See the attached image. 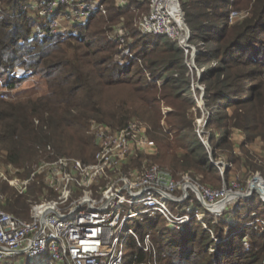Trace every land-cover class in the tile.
Here are the masks:
<instances>
[{
    "label": "trees",
    "instance_id": "1",
    "mask_svg": "<svg viewBox=\"0 0 264 264\" xmlns=\"http://www.w3.org/2000/svg\"><path fill=\"white\" fill-rule=\"evenodd\" d=\"M23 2L0 0V80L13 89L28 75L38 73L45 80L46 92L26 100L0 97V161L24 169L25 175L40 160L57 156L89 163L96 150L92 124L120 129L136 120L145 126L149 138L159 135L161 139H154L152 154L133 151L126 170L162 163L175 176L188 173L211 186L225 180L223 175L233 162L246 172L260 169L264 173L261 155L244 148L257 141L264 151V0H247L250 14L232 23L228 13L230 7H239L237 0L180 2L190 41L199 40L203 46L194 58L193 71L200 70L204 86L202 137L210 149L191 115L192 110L199 115V108L184 51L165 36H142L134 26L137 16L148 11L145 0H129L126 8L107 0L105 14L92 17L77 34L66 38H30L38 18L28 16ZM120 23L128 31L134 58L121 57L122 49L105 34ZM236 130L245 137L239 156L233 153ZM218 160L226 163L223 171L214 164ZM36 190L24 195L13 191L0 206L28 218L27 199ZM240 207H229L216 216L198 203L204 224L193 216L178 229L167 228L160 215L148 216L164 223L152 234L155 261L264 264V233L243 221L250 213L264 211V201L253 193L240 200ZM247 236L249 247L243 243ZM132 246L129 264H153L154 259L134 241Z\"/></svg>",
    "mask_w": 264,
    "mask_h": 264
},
{
    "label": "built area",
    "instance_id": "2",
    "mask_svg": "<svg viewBox=\"0 0 264 264\" xmlns=\"http://www.w3.org/2000/svg\"><path fill=\"white\" fill-rule=\"evenodd\" d=\"M112 1L118 8L130 4L129 0ZM145 2L148 11L141 12L134 20L137 31L142 36H165L175 41L191 69L201 49L193 51L190 45L180 0ZM106 4L107 0H24V9L30 10L28 16L42 20L30 38L75 35L92 17L105 14ZM236 19L237 10L230 8L228 21L232 23ZM107 32L108 38L122 49L121 57L134 58L128 31L122 23ZM0 96L3 98L5 94ZM91 133L96 145L92 162L69 156L42 159L25 177L17 174L21 168L9 164V172L0 164V180L6 181L17 194L27 193L31 184L40 188L27 199L26 219L0 206V264H13L10 259L23 264L21 256H26L31 264H125L123 243L127 236L157 264L152 234L139 236L131 228L125 229L131 218L160 215L169 229H178L193 216L204 224V214L194 204L187 205L183 213L178 211L177 205L192 201L191 192L216 216L226 210L227 203L233 209L239 208L240 200L249 199L253 193L264 201V178L258 173L252 174L243 188L235 180H223L221 186L211 187L188 173L176 178L158 164L126 170L128 156L133 151L146 154L156 151L154 140L139 121L130 120L120 129L94 123ZM214 164L221 171L226 167L223 160ZM9 173L14 176L9 178ZM0 198L4 199L3 195ZM135 205L143 209L135 211ZM124 206L129 208L125 210ZM257 222L255 219L250 224ZM260 231L264 233V222ZM244 244L249 246L245 240Z\"/></svg>",
    "mask_w": 264,
    "mask_h": 264
},
{
    "label": "rangeland",
    "instance_id": "3",
    "mask_svg": "<svg viewBox=\"0 0 264 264\" xmlns=\"http://www.w3.org/2000/svg\"><path fill=\"white\" fill-rule=\"evenodd\" d=\"M180 2H181L182 5L184 4V0H180ZM237 4H238L237 6H239L238 8H235V7H230V8L237 10V18L238 19L246 17L248 14H250L249 8L247 6V0H237ZM27 11L30 12V10H27ZM35 17L38 18V19H37V23L31 28V34L32 35L36 33L35 32L36 30L38 31V29L40 28V22L42 21L39 17H37V16H35ZM106 33H108V32L105 31V34ZM189 35H190V32H189ZM66 37H69V36H63V38H66ZM33 38H35V35H34ZM190 39H191V37H190ZM198 41L199 40L196 41V44H195V42H191L190 41V45L193 47V51H194V49L196 50L198 48H200L202 50V47H203L202 43H200V42L198 43ZM190 54H191V52L188 55H190ZM194 68H196L195 67V62H193L191 71H193ZM196 70L197 71H193L192 72L193 79L191 81V89L193 91V95L196 98V106L199 108L198 109L199 115H196V111H194V110L191 111V115H192V117H195L196 130H197L200 138L202 139V141H203L204 145L206 146V148L210 149V146H209L207 140H205L204 137H202L203 132H205L204 129H205L206 107H205L204 101L202 100V96L204 94V86L200 82V80H201L200 72H199L200 70L199 69H196ZM20 72H21V70L18 69L17 73L20 74ZM44 92H46L45 80H43L41 75L38 74V73L28 75L24 81L16 84V86H14L13 89L6 88L4 86L3 81L0 80V94L1 93L5 94V97H3V98L1 96L0 97L2 99H4V100H13V101L14 100H26L28 98H34L35 96L40 95V94H42ZM150 139H152V140L156 139V141H159L161 138H160L159 135H154V138H150ZM232 140L234 141V143L236 145L235 148H234L233 153L236 156L242 155L240 144H241V142H244L245 137L243 136V134L241 132L236 130L232 134ZM246 147H247V149L250 152L256 154L257 156L261 155L259 157V158H261L260 159L261 163H259V165L263 166V168H264V151L261 148V145L256 141V142H254L252 144H249V143L244 144V148H246ZM210 154L212 155V152H210ZM0 164H2V166H4V169L8 170L9 172L11 171L10 169H8V166H7L9 164H5L2 161H0ZM151 164H154V163H150L148 165H145V167H148ZM158 165L168 169V167H166L162 163H159ZM13 167H15V166H13ZM228 167H229V171H228L227 174L223 175L224 179L225 180L228 179L229 181L235 180L243 188L248 185L252 174L258 173L259 175H261L264 178V173L260 169L253 170L251 172H246V171L243 170L244 168H242L238 162H233ZM21 169H20L21 172L17 173V174L19 176H21V177H25L24 169H22V170ZM168 170L170 171V169H168ZM9 175H10L9 178H11V176H14L11 173H9ZM173 176H175V175H173ZM175 177L179 178L181 176H175ZM222 182H223V180L221 181V179H220L218 182H216L215 185L211 186L212 184H210L209 186H211V187H219V186H221ZM205 185H207V184H205ZM30 189L31 190L32 189H37L35 191V193H34V194H36V193H38V190L40 188L37 187L35 184H31ZM13 191H15V189H13L6 181L0 180V195H1V197H2V195L4 197V199L0 198L1 202H3L7 197H9V195H11V193ZM191 196H192V199H191L192 201H186V203H184V204L177 205L179 212H182L183 209L187 205L192 206L194 204L196 207H198V203H199L198 198L192 192H191ZM242 200L243 199H241V201ZM226 205H227L226 209H228L229 207L230 208L232 207V204H230V203L229 204L227 203ZM18 206H19V208H21L22 205H21L20 202L18 203ZM168 206L173 207L174 204L168 203ZM124 208H125V210H127L129 207L128 206H124ZM240 208L241 207H239L237 209H240ZM142 209H143V207L141 205L133 206V210H135V211H139V210H142ZM5 211H7V210H5ZM223 212H220V215ZM259 212H260V214H259ZM259 212L255 213V214L250 213V217H248L245 214L246 212H243V214L246 215L245 217L246 218L248 217L246 220H243V221H247L248 224H250L255 219L259 220V222L254 223V224H250V225H252V227L256 226V229H258L260 231V226H262V224L264 222V211L261 210ZM227 220H233V218L232 219L228 218ZM163 224L164 223L161 222V221L160 222L159 221L154 222L153 220L149 219L146 214H143V215H140V216H138L136 218H131L130 220H128V222L125 225V229L126 228H131L134 232L137 233V235L142 236L145 233L154 234L156 231H159L163 227ZM225 230L227 231V229H225ZM259 233H262V232H259ZM244 240L247 241V243L250 246L249 237L248 236L245 237ZM243 243H244V241H243ZM244 246L246 247L245 244H244ZM123 250H124V254H125V264L132 263L133 255H134V248L132 246V239H131L130 236H127L125 238V241L123 243ZM19 258L21 259L23 264H31V261L28 260L26 258V256H21ZM10 260H11L10 262L13 263V264L18 263L16 261L17 259H10Z\"/></svg>",
    "mask_w": 264,
    "mask_h": 264
},
{
    "label": "water",
    "instance_id": "4",
    "mask_svg": "<svg viewBox=\"0 0 264 264\" xmlns=\"http://www.w3.org/2000/svg\"><path fill=\"white\" fill-rule=\"evenodd\" d=\"M189 31V30H188Z\"/></svg>",
    "mask_w": 264,
    "mask_h": 264
}]
</instances>
